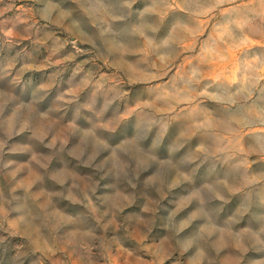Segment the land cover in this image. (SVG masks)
Instances as JSON below:
<instances>
[{
	"label": "clouds",
	"instance_id": "clouds-1",
	"mask_svg": "<svg viewBox=\"0 0 264 264\" xmlns=\"http://www.w3.org/2000/svg\"><path fill=\"white\" fill-rule=\"evenodd\" d=\"M0 264H264V0H0Z\"/></svg>",
	"mask_w": 264,
	"mask_h": 264
}]
</instances>
